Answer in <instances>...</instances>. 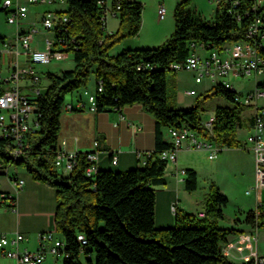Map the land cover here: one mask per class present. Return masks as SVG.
Masks as SVG:
<instances>
[{
  "label": "trees",
  "instance_id": "trees-1",
  "mask_svg": "<svg viewBox=\"0 0 264 264\" xmlns=\"http://www.w3.org/2000/svg\"><path fill=\"white\" fill-rule=\"evenodd\" d=\"M96 1L64 0V12L72 23L70 32L79 36L80 44L73 52L70 69L41 73L48 84L36 101L38 130L31 135V147L26 155L14 161L16 168L25 167L33 179L55 190V231L63 237L67 251L74 257L79 233L86 239L85 250L94 255V264H236L226 258L221 246L229 237L244 231L218 226L227 198L217 188L212 186L203 197L202 218L175 210L174 225L157 228L152 186L164 184L168 163L159 159L158 154L171 146L163 139L162 132L167 127L186 124L220 147H241L236 133L247 119L241 116L245 108L233 102V91L219 84L206 91L227 101L226 105L215 107L209 134L201 123L197 105L167 106L165 72H174V66L169 64L184 61L190 42L220 49L225 43L243 39L252 18L250 0H243L242 4L249 11L247 17L236 21L223 6L216 5L212 22L189 9L191 0H179L172 12L173 31L160 45L123 49L115 55L109 53L114 45L137 34L142 4L135 0H113V6L119 5L116 15L119 23L109 33L100 27ZM139 64L152 68L137 69ZM91 75L95 111L140 104L154 119V148L137 167L117 172L97 169L92 177L84 174L90 164L86 154L78 153L71 172L63 175L52 164L59 114L65 96L85 88ZM97 82L100 92L96 90ZM184 173V188L194 190L195 171L187 168ZM4 200L0 198V206L5 204ZM238 222L234 219V223ZM243 222L251 228H264V208L257 216L252 209L247 210Z\"/></svg>",
  "mask_w": 264,
  "mask_h": 264
},
{
  "label": "built area",
  "instance_id": "built-area-1",
  "mask_svg": "<svg viewBox=\"0 0 264 264\" xmlns=\"http://www.w3.org/2000/svg\"><path fill=\"white\" fill-rule=\"evenodd\" d=\"M212 5L224 7L234 20L247 17V9L242 8L243 0H206ZM100 11V27L107 32V20L116 17L119 5L113 6V0H97ZM56 5L55 10L45 9L29 21L30 6ZM249 10L252 18L244 31V38L238 41L225 43L220 49L206 48L202 43L190 42L189 54L183 62H173L174 72L181 70L190 71L195 84L204 79L210 87L219 84L233 91V102L247 108L246 116L249 123L248 134L243 143V149L248 151L253 163V181L246 195H252L254 216L264 208V81H255L254 86L247 90H236L230 80L255 79L264 74V0H250ZM64 0H0V12L5 15V21L15 26L12 41L0 39L1 68L5 71L0 74V175L7 176L16 189L22 188L24 181L11 168H16L15 160L26 155L31 147L30 138L38 130L37 98L44 91V80L37 65L60 62L66 59L72 62V55L80 44V38L70 32L72 23L64 10ZM166 13L163 3L156 7L158 19ZM39 23V27L38 24ZM27 25V26H26ZM26 26V27H25ZM41 48L38 47V34ZM13 54V59L8 61L6 55ZM24 66L20 64H24ZM149 68L150 65H137V69ZM7 69V70H6ZM97 92L101 86L97 82ZM187 95H194L196 91L189 89ZM88 109L95 110L94 94L82 90ZM80 100V96H79ZM78 100V107H83V102ZM205 130L211 134L212 122L202 123ZM166 134L171 146L158 154L159 159L168 164L174 163L177 151L180 148L204 149L207 159L212 160L220 151V146L212 140L202 136L197 131L183 124L179 127H167ZM90 164L85 168L86 177H92L97 166L94 152H84ZM78 153L65 151L62 142L56 141L52 164L55 168L69 173L75 166ZM115 157L111 159L115 163ZM180 180L184 182V170H180ZM6 206L16 210L15 197L9 193H2ZM173 208V207H172ZM204 216L203 211L196 214ZM255 229V228H254ZM256 230V229H255ZM25 239L21 233L10 237L0 230V250L3 255L15 259L18 264H42L49 255L53 258L52 264H91V253L85 250L86 239L82 234H77V256L74 257L66 249V244L61 235L56 231H42L38 234V247L35 250L20 248V243ZM234 246V243L231 244ZM228 245H222L221 251L228 259L242 263L262 264L263 259L255 251V238H251L246 255L238 253L231 255Z\"/></svg>",
  "mask_w": 264,
  "mask_h": 264
},
{
  "label": "crops",
  "instance_id": "crops-1",
  "mask_svg": "<svg viewBox=\"0 0 264 264\" xmlns=\"http://www.w3.org/2000/svg\"><path fill=\"white\" fill-rule=\"evenodd\" d=\"M135 1L139 2V0ZM166 1L168 9L171 11L179 0ZM200 1L205 2V0ZM159 3L164 4V0H156L150 10L152 15L157 18L156 20L163 21L166 18V13L162 19H158L156 14V7ZM141 17L142 23L140 22L139 31L134 39L137 45L129 46L127 49L143 48L146 45L144 44L146 39L145 37L142 38L141 31L148 28V13L143 12L142 14L141 9ZM116 29H107V32H114ZM149 31L151 32L149 39L152 40L150 45L157 46L166 37V34L163 35V29L159 24L158 27H154ZM37 40L38 47L41 48L40 37ZM6 58L11 61L13 54L6 55ZM70 63L67 69L73 66V63ZM20 65L24 66L25 63ZM1 66L0 74L5 71V68H1ZM84 90L92 93L94 87L91 90ZM182 98L181 93H178L176 97L177 104L182 103ZM78 100L83 102V107H78ZM88 104L82 94L76 93L69 101H65L61 108L57 141L62 142L63 149L74 153L94 152L96 155L95 165L97 169L101 170L117 172L143 164L145 155L154 148L153 117L144 112L138 103L124 105L119 109L110 108L102 111L90 110ZM162 134L163 139L169 141L166 130H163ZM220 148L223 150L228 149L225 147ZM182 150H187V148L183 147ZM113 156L116 160L115 163L111 162ZM247 159L251 166L250 181L252 183L253 163L251 155H248ZM168 165L163 175L164 184L152 186L154 190L153 218L154 226L157 228L173 226L175 210L192 215H196L199 211L204 212L201 205L203 195L196 193V188L192 191L186 190L184 182L180 180V170L189 168L196 173L194 166L182 164L181 160L178 159V155H176L175 162ZM17 174L24 181L22 188L19 190L16 189L14 183L7 176L0 175V198L2 193H9L15 197L16 204L15 211L10 210L6 204L0 206V230L10 237L16 233L23 234L25 239L20 243V248L35 250L38 247V234L40 232L55 231L54 212L57 204L55 190L49 185L33 179L26 170L23 172L17 171ZM243 218L244 213L242 216L234 218L239 221L238 223H234V219H232L228 226H223V228L236 227L244 231L242 234L229 237L224 245L230 247L229 252L231 255L237 256L238 253L246 255L249 251L250 239L255 238L256 254L264 261V252L258 253V241L251 232L254 228L245 224ZM233 243L235 247L231 246ZM228 260L236 264L242 263L229 258ZM52 263L53 258L48 255L42 264ZM0 264H18V262L13 258L6 257L0 250Z\"/></svg>",
  "mask_w": 264,
  "mask_h": 264
},
{
  "label": "rangeland",
  "instance_id": "rangeland-1",
  "mask_svg": "<svg viewBox=\"0 0 264 264\" xmlns=\"http://www.w3.org/2000/svg\"><path fill=\"white\" fill-rule=\"evenodd\" d=\"M142 3V14L148 13V28L142 29L141 36L145 37L146 44L143 48H150L152 40H150L151 32L150 29L158 27L161 25L163 29V35L166 37L157 44L160 45L173 31V9H168L167 1L164 0V6L166 9V18L163 21L156 20L157 18L152 15L150 10L152 5L156 0H139ZM56 5H42V6H30V13L28 20L33 21L35 16L38 15L42 10H55ZM173 8V7H172ZM189 9L193 10L205 21L212 22L215 15V5L209 4L206 0L201 2L200 0H191L189 4ZM118 18H108L107 29L114 30L118 27ZM140 22L142 23V17ZM38 27H39V23ZM16 27L11 26L6 23L5 15L0 12V38L6 41H12V35L15 32ZM139 31V30H138ZM138 33V32H137ZM39 37L42 36L41 33L38 34ZM38 37V39H39ZM136 37H130L117 43L110 49L112 55L120 52L121 49H127L129 46L137 45L134 40ZM148 46V47H147ZM156 47V45L154 46ZM70 60L66 59L60 62H52L45 65H37L38 71L46 72L50 71L53 73L59 72L60 70L67 69L70 66ZM255 81H264V74L257 76L255 79H238L230 80L236 90H247L254 86ZM48 84L46 78H44L42 83V88L44 89ZM94 87V79L92 75L85 88L78 89L76 92L67 94L65 96V101H69L70 98L75 96L76 93L82 94V89L91 90ZM210 88L207 80H203L199 84H195L193 81V76L190 71H178V72H165V94H166V104L171 108H187L189 106H198L199 118L201 123L212 122L214 109L216 106L226 105L227 101L219 94H208L206 92ZM189 89H194L196 94L187 95L185 92ZM181 93L182 103L177 104L176 97L177 94ZM249 110L245 108L242 111L241 116L246 118ZM247 120H245L242 128L237 130L236 136L241 143L239 148H228L220 151L216 157L212 160L207 159V151L204 149L189 148L187 150H182L180 148L177 151L178 159L181 160L182 164H190L194 166L196 170V193L202 194L203 197L208 194L210 188L213 186L217 188L220 193H222L227 198V203L223 207V219L218 220V226H228L230 220L234 219L236 216H242L249 208L252 209V195H246L245 191H248L251 187V166L248 162L247 156L250 155L248 151L243 149V143L246 140V135L248 134V126L246 127ZM248 125V124H247ZM166 135V134H165ZM169 166V165H167ZM54 167V166H53ZM14 172H23L25 167L17 166V168H11ZM56 172L63 175L68 173L63 172L60 169L54 167ZM4 177V176H1ZM253 236L256 237L258 241V253L264 252V228L252 229ZM59 234V233H58ZM60 235V234H59ZM92 264H94V255L91 254Z\"/></svg>",
  "mask_w": 264,
  "mask_h": 264
}]
</instances>
